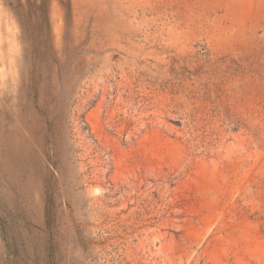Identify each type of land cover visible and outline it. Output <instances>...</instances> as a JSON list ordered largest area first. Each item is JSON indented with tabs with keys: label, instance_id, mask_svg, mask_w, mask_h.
Wrapping results in <instances>:
<instances>
[{
	"label": "rangeland",
	"instance_id": "obj_1",
	"mask_svg": "<svg viewBox=\"0 0 264 264\" xmlns=\"http://www.w3.org/2000/svg\"><path fill=\"white\" fill-rule=\"evenodd\" d=\"M0 264H264V0H0Z\"/></svg>",
	"mask_w": 264,
	"mask_h": 264
}]
</instances>
